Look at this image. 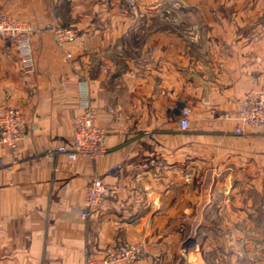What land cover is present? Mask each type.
Here are the masks:
<instances>
[{"label":"crops","instance_id":"0c3cea01","mask_svg":"<svg viewBox=\"0 0 264 264\" xmlns=\"http://www.w3.org/2000/svg\"><path fill=\"white\" fill-rule=\"evenodd\" d=\"M244 1L232 0L209 22L227 86L219 96L200 81L201 61L191 64L197 56L186 47L196 38L165 33L156 28L157 22L145 23L154 29L148 37L124 38L125 45L133 41L134 49H122V116L118 118L107 109L109 77L103 74L98 82L79 80L45 31L49 23L45 13H53L54 4L60 6L63 0L0 1V11L33 13L27 19L38 28L31 39L33 72L23 69L15 43L0 38V106L6 102L3 106L22 110L30 128L16 150L0 144V264H85L122 241L144 243L147 254L120 264H177L183 244L188 243V250L195 247L203 229L207 237L239 235L234 228L206 229L211 206L229 210L222 221H233L238 215L233 205L245 203L248 223L260 220L254 197L264 194V133L242 126L234 115L239 95L244 93L240 100L264 80V50L254 51L264 46V4ZM197 8L204 12L201 6L188 7L186 12ZM229 9V18L220 15ZM186 25L194 28L198 23ZM6 44L14 47L17 60L6 52ZM83 81L90 86L91 103L107 133V153L97 160L71 159L57 151L73 145ZM184 106L191 108L186 129L180 126ZM34 121L38 127L32 130ZM239 126L243 133L236 132ZM49 150L57 153L50 156ZM208 170L220 177L207 180ZM95 175L118 183L119 194L83 218L80 210ZM232 176L252 177L246 198L229 189ZM246 235L249 251L264 249V242L259 244L264 225L247 228ZM211 245L218 253L223 251L221 245ZM192 249V263L197 264L199 252ZM251 261L258 264L255 258Z\"/></svg>","mask_w":264,"mask_h":264},{"label":"rangeland","instance_id":"374dc122","mask_svg":"<svg viewBox=\"0 0 264 264\" xmlns=\"http://www.w3.org/2000/svg\"><path fill=\"white\" fill-rule=\"evenodd\" d=\"M18 1L23 2V0ZM244 3H247V0ZM257 3L264 4V0L257 1ZM55 5L52 8L53 13L51 10L45 13V18L49 17V23L46 24L45 31L49 32L53 39V30L55 28H72L75 31L73 41L64 45L57 44L55 39L54 42L71 65L72 70L78 74L79 80L87 78L92 82H98L103 74L109 77V82L112 84L109 87L107 109L114 117L122 116V49L126 47L127 49L129 47L134 49L133 41H129L131 43L130 46L125 45L124 38L148 37L151 31L154 32V29H151L150 25L146 27L145 23L157 22L156 28L164 30L165 33L170 31L188 35L186 38L190 40L196 38L194 42L189 41L186 49L193 56H197L195 58L196 61L191 62L192 66H196L197 63H200L199 61L203 65L200 81L207 82L209 90L210 87H213V92L216 96H219L224 91L223 89L227 87L223 85L222 81L224 74L221 72L222 61L218 56L219 46L213 40L217 38L213 33L214 26L210 25L209 22H214L217 19L215 18L216 11H220L221 8L224 10L229 8L232 5V0H75L74 5L68 0H63L60 6ZM191 6L195 8L201 6L204 12L198 11L199 8L192 10L191 13L186 12L188 7ZM154 8L156 12H150ZM0 12L30 23L35 28V33L38 31L32 20L27 19L32 17L33 13H23V11L15 13ZM220 15L229 18L230 9L228 13L220 12ZM216 16H218V12ZM185 23H198V25L194 28L190 25L191 28L189 26L188 28ZM156 28L155 30H157ZM256 34L259 33L257 32ZM111 38L115 39V41L110 40ZM6 47L9 49L6 52L17 60V53L14 47L10 44H6ZM263 50L264 46H257L254 51L257 54L263 52ZM259 77L251 76L254 80H258ZM102 86V83H100V87ZM243 94L239 96L241 97ZM99 95L101 97L103 95L101 90ZM104 95H108L106 90ZM240 97H238L236 103ZM3 105H7L6 102L0 108L6 107ZM185 107L188 106L183 108ZM223 114L227 113L223 112ZM219 177L212 171H207V180H216ZM223 178L225 179V176ZM228 181L229 189L236 194L240 192L239 198H243L244 194L246 195L244 198L247 197L246 189L251 187V176H232L228 178ZM254 201L259 203L255 205V208L258 209L260 216V220L251 222L254 225H250L247 221V206L245 203L240 206L233 205L234 214H238L236 216L237 219L233 221H222L225 215L229 216V212L226 213L229 210L222 209V211H217L214 206H211V212H208L209 217L206 222V229L234 228L238 230L239 235L234 238L226 237L225 235L223 237H207L202 235L205 233L203 229L201 237L195 241V247H192L199 252L200 261L197 264H233V260L234 264H252L251 260H254V258L258 260V264H264L263 248L258 249L259 251L255 250L254 253L247 248L249 242V238L246 235L247 228H262L264 225V221L261 220L264 213V194H256ZM260 241L264 242V238L259 240V244H262ZM184 244L182 251L179 253L180 259L176 263L196 264L195 262L192 263L195 256L194 252L192 253L193 249L188 250V243ZM211 244H216L217 248L219 247L218 244L221 245L223 251L218 253L215 247L211 248ZM192 245L193 243L190 246Z\"/></svg>","mask_w":264,"mask_h":264},{"label":"built area","instance_id":"2783aa9c","mask_svg":"<svg viewBox=\"0 0 264 264\" xmlns=\"http://www.w3.org/2000/svg\"><path fill=\"white\" fill-rule=\"evenodd\" d=\"M35 28L25 21L0 12V38L14 42L26 72L35 71L36 61L34 57L31 39ZM54 39L59 45L71 42L75 38L72 28H55ZM80 106L82 112L75 119V135L71 148L61 146L57 151L66 153L69 158L76 159L84 156L93 160L107 153L106 131L98 121L97 109L90 100V86L87 81L81 82ZM191 110L185 107L181 110L182 118L180 126L188 128ZM234 117L242 126L264 133V80L263 83L245 94L238 103V109ZM29 118L19 108L6 106L0 108V144L16 150L22 140L30 133ZM38 124L34 121L31 129H36ZM237 133H243L242 127L236 128ZM56 150H49L48 155L54 156ZM119 164L117 169H121ZM119 194V185L116 182H107L100 176L92 177L86 189L85 207L80 210L83 218L90 215L91 210L108 199H115ZM147 249L144 243L117 242L108 246L103 255L90 257L85 264H120L135 262L144 258Z\"/></svg>","mask_w":264,"mask_h":264}]
</instances>
